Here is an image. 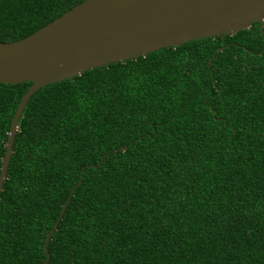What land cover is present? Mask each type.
Instances as JSON below:
<instances>
[{
  "label": "trees",
  "instance_id": "1",
  "mask_svg": "<svg viewBox=\"0 0 264 264\" xmlns=\"http://www.w3.org/2000/svg\"><path fill=\"white\" fill-rule=\"evenodd\" d=\"M86 0H0V42ZM31 82L0 83V174ZM264 264V29L97 68L28 101L0 264Z\"/></svg>",
  "mask_w": 264,
  "mask_h": 264
},
{
  "label": "water",
  "instance_id": "2",
  "mask_svg": "<svg viewBox=\"0 0 264 264\" xmlns=\"http://www.w3.org/2000/svg\"><path fill=\"white\" fill-rule=\"evenodd\" d=\"M255 23L264 29V0H86L25 39L0 42V83H32L12 120L0 197L20 120L41 88L191 41L232 36ZM81 184L82 179L47 235L44 264L51 260L50 241Z\"/></svg>",
  "mask_w": 264,
  "mask_h": 264
}]
</instances>
